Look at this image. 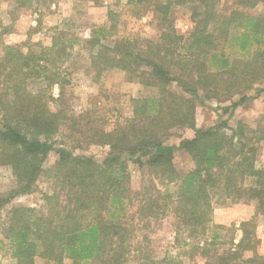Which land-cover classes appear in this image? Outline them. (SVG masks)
Segmentation results:
<instances>
[{"label": "trees", "instance_id": "trees-1", "mask_svg": "<svg viewBox=\"0 0 264 264\" xmlns=\"http://www.w3.org/2000/svg\"><path fill=\"white\" fill-rule=\"evenodd\" d=\"M16 1L39 6L54 0ZM144 1L148 0L137 3ZM216 1L155 0L163 29L159 40L149 41L147 49L128 38L105 45L101 41L115 33L107 27L93 29L90 41L99 46L92 57L95 76L120 68L130 81L153 89L149 95L132 98V116L111 130L92 123L89 114L60 109L59 101L70 82L62 66L71 45L66 42L71 39L51 46H28L26 52L18 45L4 47L0 56V165L13 169L16 185L0 193L3 256L15 264H34L37 256L55 264L65 259L75 264H124L140 250L141 240H150L147 234L140 241L137 238L136 232L143 228L140 222L149 227L152 221L173 214L177 242L204 256L205 264H264L255 222H242L241 238L238 242L231 239L222 252L217 246L226 241L211 228L214 193L234 202L254 200L256 213L264 214V169L256 165L257 147L244 125L239 122L231 133L225 120L197 126L195 98L200 91L208 98L241 95L240 101L232 103L234 107L254 84L264 80V15L239 8L221 13ZM259 1L239 0V4L253 7ZM175 5L194 8L195 26L187 39L168 23ZM33 78L44 80L46 87L30 89ZM56 84L59 97L49 91ZM52 102L57 103L56 109ZM187 128L195 130L193 137L182 139L179 146L170 143L177 129ZM92 145L109 146L108 155L98 161L75 153ZM180 148L194 162L186 173L174 162ZM51 155L55 160L48 166L45 163ZM130 161L148 168L150 183L142 191L131 186ZM41 175L54 185L52 192L43 195V204L17 205L3 217L1 211L17 196L32 192ZM249 178L252 183L247 182ZM141 254L139 264H169L166 258Z\"/></svg>", "mask_w": 264, "mask_h": 264}, {"label": "rangeland", "instance_id": "rangeland-1", "mask_svg": "<svg viewBox=\"0 0 264 264\" xmlns=\"http://www.w3.org/2000/svg\"><path fill=\"white\" fill-rule=\"evenodd\" d=\"M22 1V0H21ZM138 0H54L48 5H22L16 0H0V56L7 45L21 46L28 51V46L39 47L40 44L51 46L65 38L68 45L62 66L63 75L69 79L65 86L63 99L59 101L60 109L67 108L75 114H89L92 123L106 130L113 129L117 124L124 123L133 114L132 98L149 95L152 88L144 86L139 81L128 79L126 71L120 68H109L101 75L93 73L92 57L99 46L92 44L93 29L107 27L115 34L101 43L113 45L114 39L128 38L141 49H147L149 41H158L163 27L158 17H161L154 7L155 0L137 3ZM245 9L249 13L264 15V0L253 7L239 4V0H217L218 12L229 14L233 9ZM194 8L189 5H175L169 12L168 23L183 35L190 37L195 26ZM32 90L44 89L46 82L42 79H30ZM54 97H59L60 88L56 84L50 90ZM226 92V91H225ZM224 93V90H223ZM241 95L228 98L222 94L220 98H208L200 91L195 98L196 121L198 127H208L223 120L227 121V131L239 122L244 125L245 133L252 137L251 144L257 147L256 165L264 169V80L254 84L247 91L246 98L237 106L233 102L240 101ZM51 106L56 109L52 102ZM230 107V109H225ZM195 135L194 129L175 131L170 143L179 146L184 138ZM76 154L94 156L102 161L109 153V146L92 145L76 150ZM55 156L47 159L46 165L54 162ZM175 165L179 171L186 173L194 167L191 156L182 148L176 151ZM131 186L135 191H142L149 185L150 173L146 166L130 161ZM253 182V178L247 180ZM16 181L13 169L9 165H0V193L15 187ZM54 189L51 180L41 175L32 192L17 196L1 211L4 217L8 210L17 205L38 207L43 204V195ZM213 224L221 235L220 240L226 241L217 247L222 252L229 247V241L235 238L238 242L242 236V222H255V231L260 239L258 251L264 255V214L256 213L257 203L254 200L234 202L220 193L213 194ZM175 217L173 214L161 221H152L149 227L140 222L142 229L136 232L141 240L144 234L149 235V241H140L141 253L148 252L156 259L166 258L169 264H205L207 259L200 253H192L183 241L176 240ZM223 225V228L216 225ZM212 235V231H208ZM1 237V234H0ZM139 251L133 252L124 264H139L143 260ZM141 255V256H140ZM0 264H15V260L3 256L0 252ZM34 264H55L53 260L37 256ZM63 264H75L65 259ZM90 264H99L92 261ZM242 264V263H241Z\"/></svg>", "mask_w": 264, "mask_h": 264}]
</instances>
